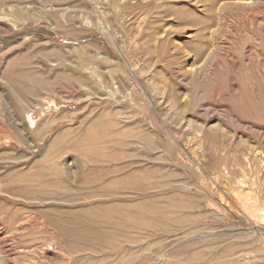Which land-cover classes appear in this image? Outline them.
Wrapping results in <instances>:
<instances>
[{"label": "rangeland", "instance_id": "obj_1", "mask_svg": "<svg viewBox=\"0 0 264 264\" xmlns=\"http://www.w3.org/2000/svg\"><path fill=\"white\" fill-rule=\"evenodd\" d=\"M110 202L116 240L47 224ZM0 264H264V0H0Z\"/></svg>", "mask_w": 264, "mask_h": 264}, {"label": "bare ground", "instance_id": "obj_2", "mask_svg": "<svg viewBox=\"0 0 264 264\" xmlns=\"http://www.w3.org/2000/svg\"><path fill=\"white\" fill-rule=\"evenodd\" d=\"M11 8H13L16 13L21 12L20 6L18 5H12ZM78 99L76 101H78ZM60 116H58L57 118L58 120H60L59 119ZM79 117L80 116L78 117L76 116L75 119H78L80 122H82V118ZM67 118L68 115L65 114L62 115V120H66ZM94 123L95 122L89 123V125L86 128V133L93 131L95 126ZM80 130L81 129L79 128L78 129L70 128L63 131L60 130L61 133H59L55 137V139L51 142V144L48 146L42 160L44 162V166L46 167L45 169H47L54 178L56 177L55 175L63 171V168H65L64 164L60 162L57 163L56 159H58V157L61 156V152L68 147L70 136L74 132ZM84 131L82 133H84ZM32 132H34V130ZM76 151H78V154H82L79 149H76ZM94 152H97V149H95ZM58 176L59 175H57V177ZM55 184L57 187L64 189V191L66 190V192L62 193V199H64V201L74 202L75 200L78 199V195L68 194L69 191L67 190L69 189H67L62 184V181L59 179V177L57 181L55 179ZM135 213L136 212L131 214L133 215ZM125 215H130V207L128 205L110 202V203L98 204L88 208L81 207L77 210H71L65 213L62 210H56L55 213L47 217V224L54 229V234H59L62 237L63 241L66 244H69L71 242L74 244L77 243L76 245H74L76 251H81L83 247L79 244V242H81L82 240H90V242L97 243V242H109L118 239L121 236L120 234H118L116 231L112 229L100 228L98 224H100V222H103V220H105L106 218H112V217L115 218V217H123V216L125 217ZM165 215H166L165 211H160V210L153 211L151 214V218L152 219L155 218L156 220L159 219V221H166V222L168 221L169 223L180 222L179 219L177 218L171 220L166 219ZM130 221L132 223H139L140 219L133 215V219L129 220V223ZM242 259H244V257ZM248 260H246V262Z\"/></svg>", "mask_w": 264, "mask_h": 264}]
</instances>
